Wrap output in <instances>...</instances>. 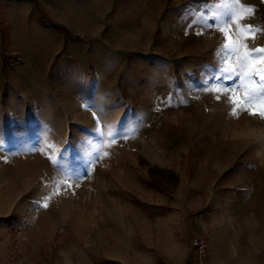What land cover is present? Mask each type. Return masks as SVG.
<instances>
[{
  "label": "rangeland",
  "instance_id": "374dc122",
  "mask_svg": "<svg viewBox=\"0 0 264 264\" xmlns=\"http://www.w3.org/2000/svg\"><path fill=\"white\" fill-rule=\"evenodd\" d=\"M221 2L0 0V264H264V119L204 91ZM98 119L127 139L85 178ZM49 157L80 179L44 208Z\"/></svg>",
  "mask_w": 264,
  "mask_h": 264
},
{
  "label": "snow or ice",
  "instance_id": "6c2138e0",
  "mask_svg": "<svg viewBox=\"0 0 264 264\" xmlns=\"http://www.w3.org/2000/svg\"><path fill=\"white\" fill-rule=\"evenodd\" d=\"M212 7L214 10L211 16L201 17V19L208 28L213 27L208 20H213L215 29L224 39V43L217 51V56L222 57L218 69L219 75L213 78L234 81L235 86L206 87L204 91L227 95L228 102L232 105L230 115L233 117L238 118L241 112L247 111L253 117L264 119V46L250 47V44L257 40L258 35L264 33V27L246 22L254 16L256 9L254 6L241 3V0H222L221 3ZM215 98L219 100L220 96L216 95ZM99 124L98 119V126L94 132L100 139H88L82 146L84 156L88 157L85 178L87 168H91L96 161L109 155L108 152L103 151L105 147L111 148L117 143V138L127 139L120 129L109 125H105L102 129ZM49 158L56 166L59 178L53 181V192L43 197L45 202L42 207L44 208H48L47 201L52 195L60 194L62 186L70 188L80 179L77 172L69 169L60 160Z\"/></svg>",
  "mask_w": 264,
  "mask_h": 264
},
{
  "label": "built area",
  "instance_id": "2783aa9c",
  "mask_svg": "<svg viewBox=\"0 0 264 264\" xmlns=\"http://www.w3.org/2000/svg\"><path fill=\"white\" fill-rule=\"evenodd\" d=\"M193 246L197 251L202 252L205 246V242L201 238H197L193 240Z\"/></svg>",
  "mask_w": 264,
  "mask_h": 264
},
{
  "label": "trees",
  "instance_id": "16d2710c",
  "mask_svg": "<svg viewBox=\"0 0 264 264\" xmlns=\"http://www.w3.org/2000/svg\"><path fill=\"white\" fill-rule=\"evenodd\" d=\"M153 169H157L156 167H153ZM158 170L159 171H163V170H160L159 168H158ZM169 172L168 173H172L170 170H168ZM159 183H157V182H154V185H158ZM98 264H112L111 262H109V260H107V261H104V262H101V263H98Z\"/></svg>",
  "mask_w": 264,
  "mask_h": 264
}]
</instances>
